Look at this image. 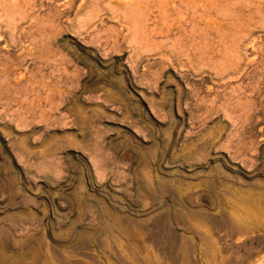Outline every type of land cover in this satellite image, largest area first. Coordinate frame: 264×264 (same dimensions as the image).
<instances>
[{
    "label": "rangeland",
    "instance_id": "obj_1",
    "mask_svg": "<svg viewBox=\"0 0 264 264\" xmlns=\"http://www.w3.org/2000/svg\"><path fill=\"white\" fill-rule=\"evenodd\" d=\"M60 1L17 0L10 8L0 1V8L7 7L0 9V75L6 81L3 86L4 80L0 82V264H50V257L56 258L53 252H65L73 260L80 245H86L88 259L99 257L100 250L108 251L114 264H144L149 259L145 250L149 244L182 246L178 256L182 254L193 264H223L224 257L233 264L245 255L255 257L256 242L264 240V17L259 12H264V0H252L251 5V0L237 4L231 0L230 15L226 12L231 20L227 22L220 15L216 17L209 6L197 13L194 22L184 13L185 20L178 18L187 23V29L180 23L181 30L173 26L167 31L168 21L164 24L163 19H157L153 10L148 17L153 20L150 26L147 21L141 29L144 31L139 32L134 31L140 27L134 5H147L146 0H109L106 6V0H92V4L91 0ZM127 4L132 10L128 11ZM94 7H101L98 14ZM18 11L26 12L23 16L28 20ZM89 11L90 15L95 11L90 24ZM16 13L19 16L15 20ZM9 14L15 15L12 18L17 23ZM77 21L78 25L85 24L78 26ZM103 21L111 29L106 28L110 32L105 29L108 33L100 32V36L94 28H105ZM42 22H46L43 27ZM24 26H32V31ZM151 26L157 28L156 33ZM198 27L204 33L198 32ZM11 28L16 32L7 30ZM39 30L42 37L35 32ZM28 31L31 38L26 35ZM90 31L93 34L87 35ZM96 34L101 39L105 36L104 41H97ZM133 36L137 37L135 42ZM138 38L154 49L148 51V45L139 43ZM9 40L13 45L7 44ZM177 40L180 45L175 44ZM222 40L226 52H222ZM219 47L221 51L216 50ZM211 57L215 58L208 60ZM222 58L226 64L220 61L219 65ZM25 66L37 70L27 75ZM40 69L47 70L46 75ZM238 71H244L243 76ZM241 80L243 86L238 87Z\"/></svg>",
    "mask_w": 264,
    "mask_h": 264
},
{
    "label": "bare ground",
    "instance_id": "obj_2",
    "mask_svg": "<svg viewBox=\"0 0 264 264\" xmlns=\"http://www.w3.org/2000/svg\"><path fill=\"white\" fill-rule=\"evenodd\" d=\"M0 1H1V0H0ZM45 1H46V0H45ZM61 1H62V0H61ZM61 1H60V2H61ZM78 1H79V0H78ZM88 1H89V0H88ZM96 1H97V0H96ZM96 1H95V2H96ZM108 1H109V0H106L105 2H107V3H106V4L104 3L105 5H104V4H103V5H104V6L108 5ZM138 1H139V0H138ZM146 1H147V2H146L147 5L143 4V5H145V6H143V5H141V4H135V5H134V6H135V10H138V11H135V10H134V13L137 12V13H136L137 22H138V24L140 25V27L137 26L136 29H135L134 27L132 28L133 30L135 29V30H134L135 32L144 31V30H141V29H144L143 27H144V25H147V23H146L147 21H149V22H148V25L150 26V22H152L153 20L150 21L148 17H149V15H150V13H152L153 10L156 11V12H154V11H153V12L155 13V17H157V19H158V18H159V19H163V22L165 21L164 24H166L167 21H168L169 24H167V31H169V30H170L169 28H172L173 26L177 27L178 30H181V29H180V28H181L180 23H181V24H183V23H182V22H179V18H183L182 15H184V13H185V18L189 15V19H188V20H191L192 22H194V20H195V16L197 15V13H198L199 11H202V13H203V11H206L205 8H206L207 6H209L210 10H212V12L215 13V16H216V17L220 15V16H222L221 18H222V19L224 18L223 20H225L226 22H227L228 20H231V19L229 18V16H228L229 13L227 12V11H229V8L232 7V5L230 6V4H231V0H146ZM236 1L239 2L240 0H235V4H237ZM248 1H249V0H248ZM251 1H252V0H251ZM261 1H263V0H261ZM23 2H24V1H23ZM37 2H38V1H37ZM43 2H44V1H43ZM62 2H63V1H62ZM91 2H92V0L90 1V3H91ZM97 2H98V1H97ZM139 2H140V1H139ZM139 2H138V3H139ZM232 2H233V1H232ZM241 2H242V0H241ZM241 2H240V3H241ZM243 2H244V1H243ZM245 2H246V1H245ZM245 2H244V3H245ZM2 3H3L4 5H6L7 7L9 6V8H10V7L15 6V5L17 4V0H2ZM2 3H1V4H2ZM25 3H26V5H27L28 2H25ZM54 3H55V2H54ZM72 3H73V2H72ZM76 3H77V2H76ZM88 3H89V2H88ZM102 3H103V2H102ZM135 3H136V2H135ZM140 3H141V2H140ZM142 3H143V2H142ZM240 3H239V4H240ZM252 3H254V1H252L251 3L249 2L250 5H251ZM262 3H263V2H262ZM21 4H22V3H21ZM23 4H24V3H23ZM29 4H30V3H29ZM29 4H28V5H29ZM44 4H45V2H44ZM51 4H52V2L50 3V5H51ZM61 4H62V3H61ZM81 4H84V3H81ZM85 4H87V2H85ZM91 4H92V3H91ZM19 5H20V4H19ZM28 5H27V6H28ZM46 5H47V3H46ZM50 5H49V6H50ZM95 5H96V4H95ZM111 5H112V4H111ZM111 5L109 4L108 9L110 8ZM132 5H133V4H132ZM261 5H264V3L261 4ZM20 6H21V5H20ZM27 6H25V7L27 8ZM37 6H38V5H37ZM37 6H36V8H33V9H37ZM51 6H53V5H51ZM61 6H62V5H61ZM61 6H60V7H61ZM71 6H72V5H71ZM93 6H94V5H93ZM97 6H98V5H97ZM121 6H122V5H121ZM125 6H126V5H125ZM125 6L123 5V7H125ZM233 6H234V4H233ZM242 6H245V5H242ZM2 7H3L4 9L7 8V7L5 8L4 6H2ZM2 7H1L0 9H2ZM32 7H33V6H32ZM41 7H42V6H40V8H41ZM57 7H58V6H57ZM72 7H73V8H76V7H74V5H73ZM80 7H81V6H80ZM85 7H86V6H85ZM87 7H88V6H87ZM129 7H130V6L127 4V7H126V8H129ZM30 8H31V6H30ZM38 8H39V7H38ZM48 8H49V7H48ZM65 8H66V7L64 6V9H65ZM88 8H89V7H88ZM98 8H99V9H97V8L94 7V9H97L95 14H98V13H99V10H100L101 7H98ZM105 8H106V7H105ZM105 8H103V9L105 10ZM132 8H133V7H132ZM239 8H240V7H239ZM245 8H246V7H245ZM257 8L259 9V7H257ZM257 8H256V9H257ZM11 9H12V8H11ZM13 9L15 10L14 7H13ZM19 9H20V7H19ZM21 9H22V8H21ZM31 9H32V8H31ZM57 9H58V8H57ZM70 9H72V8H70ZM76 9H77V8H76ZM84 9H85V8H84ZM91 9H92V8H91ZM103 9H102V10H103ZM108 9H107V10H108ZM130 9H131V7L129 8L128 11H130ZM207 9H208V8H207ZM234 9H235V8H234ZM2 10H3V9H2ZM22 10H23V9H22ZM46 10H48V9H46ZM46 10H45V11H46ZM77 10H78V9H77ZM85 10H87V9H85ZM102 10H101V11H102ZM110 10H111V8H110ZM110 10H109V11H110ZM115 10H116V9H115ZM124 10H125V9H124ZM124 10H123V12H128V11H126L127 9H126L125 11H124ZM131 10H132V9H131ZM243 10H245V9H243ZM243 10H242V12H243ZM261 10H264V9L262 8ZM10 11H11V10H10ZM29 11H30V9H29ZM53 11H55V10H54V7H53ZM60 11H61V9H60ZM68 11H69V10H68ZM68 11H67V12H68ZM73 11H74V10H73ZM105 11H106V10H105ZM109 11H107V12H109ZM234 11H235V10H234ZM245 11H246V10H245ZM251 11H252V10H251ZM257 11H258V10H257ZM2 12H3V11H2ZM34 12H35V11H34ZM50 12H52V9L50 10ZM84 12H85V11H84ZM84 12H83V13H84ZM94 12H95V11H94ZM94 12H93V15H95ZM116 12H117V10H116ZM209 12H211V11H209ZM226 12H227L228 14H227ZM229 12L231 13V10H230ZM237 12H238V9H237ZM247 12H250V11L247 10ZM259 12L261 13V16L263 15L262 17H264V14H263L264 12H263V13H262V11H259ZM14 13H15V12H14ZM14 13H12V14H14ZM19 13H20V12L18 11V14H19ZM25 13H26V12H24L23 14H25ZM35 13H36V12H35ZM48 13H49V11H47V14H46L45 12H44V14H43V15H45V14L47 15V16H46V19L49 17L48 15H49L50 13H49V14H48ZM54 13H56V11H55ZM68 13H69V12H68ZM79 13H80V11H79ZM81 13H82V12H81ZM103 13L105 14V12H103ZM131 13H132V12H131ZM232 13H233V10H232ZM240 13H241V12H240ZM245 13H246V12H245ZM245 13H243V14L245 15ZM253 13H257L258 15H260V13H258V12H256V11L253 12ZM2 14H3V13H2ZM2 14H1V11H0V18H1V16H2ZM10 14H11V12H10ZM10 14H9V15H10ZM18 14L16 13V16H17ZM23 14H19V15H20V17H22V18L24 17V18H25V16H23ZM75 14H76V13H75ZM85 14H86V13H85ZM101 14H102V13H101ZM118 14H120V13H118ZM200 14H201V13H199L198 15H199V17L202 18L203 16H202V15L200 16ZM210 14H211V13H210ZM235 14H237V13L235 12ZM243 14H242V15H243ZM247 14H248V13H247ZM251 14H252V12L249 13L250 16H251ZM19 15H18V16H19ZM21 15H22V16H21ZM40 15H42V14H40ZM43 15H42V16H43ZM53 15H54V14L52 13L51 16H53ZM57 15H59V14H57ZM79 15H80V14H79ZM82 15H83V14H82ZM89 15H90V11H89V13H87V19H88V16H89ZM91 15H92V13H91ZM91 15L89 16V17H90V20H88L89 24H90V21L92 20L91 17H93V15H92V16H91ZM102 15H103V14H102ZM133 15H134V14H133ZM229 15H230V14H229ZM231 15H232V14H231ZM237 15H238V14H237ZM258 15L256 16L257 18L259 17ZM10 16H11V18H12V17H15V15H13V16L10 15ZM18 16L15 17V20L18 18ZM55 16H56V15H54V17H55ZM74 16H75V15H74ZM80 16H81V15H80ZM109 16L112 17V15H109ZM109 16H108V18H109ZM114 16H115V15H114ZM123 16H124V15H123ZM123 16H122V17H123ZM125 16H127V15H125ZM128 16H129V15H128ZM128 16H127V18H128ZM151 16L153 17L152 14H151ZM213 16H214V15H213ZM239 16L241 17V14H240ZM246 16H247V15H246ZM250 16H249V19H248L249 22H251V20H250ZM261 16H260V17H261ZM28 17H29V14H28ZM28 17H27V18H28ZM34 17H35V16H34ZM34 17H32L31 20H33ZM36 17H38V15H37ZM39 17H40V16H39ZM43 17H44V16H43ZM43 17H41V18L44 19L45 17H44V18H43ZM54 17H53V20L55 19ZM56 17H57V16H56ZM63 17H65V14L63 15ZM63 17H62V18H63ZM102 17H103V16H102ZM105 17H106V16H105ZM118 17H119V16H118ZM118 17H116L115 20H116ZM122 17H121V18H122ZM133 17H134V16H133ZM136 17H135V18H136ZM178 17H179V18H178ZM232 17H234V16L232 15ZM232 17H231V18H232ZM3 18H5L4 15H3ZM30 18H31V17H30ZM51 18H52V17H51ZM185 18H183V20H185ZM197 18H198V17H197ZM213 18H215V17H213ZM228 18H229V19H228ZM242 18H244V20L246 19L245 17H242ZM247 18H248V17H247ZM5 19H6V18H5ZM9 19H10V18H9ZM12 19H13L12 22L17 23V22L14 20V18H12ZM25 19H26V18H25ZM25 19H23V21H24ZM35 19H36V18H35ZM35 19H34V20H35ZM73 19H74V18H72V20H73ZM75 19H76V18H75ZM84 19H85V17H84ZM84 19L81 20V21H85V20H87V19H85V20H84ZM93 19H94V18H93ZM96 19H98V18H95V20H96ZM111 19H112V18H111ZM129 19H130V18H129ZM151 19H153V18H151ZM154 19H155V18H154ZM208 19L210 20L209 17H208ZM211 19H212V17H211ZM237 19H238V17H237ZM260 19H261V18H260ZM260 19H257L256 22H258V20H259V22H261L262 20L260 21ZM10 20H11V19H10ZM21 20H22V19H21ZM26 20H28V19H26ZM31 20H30V22H32ZM36 20H37V19H36ZM49 20L51 21L50 18H49ZM49 20H48V21H49ZM67 20H69V19H67ZM76 20H77V19H76ZM76 20H75V21H76ZM112 20H114V19H112ZM125 20H127V19H125ZM132 20H133V19H132ZM135 20H136V19H135ZM186 20H187V19H186ZM197 20H198V19H197ZM200 20H201V19H200ZM205 20H206V19H205ZM233 20H235V19H233ZM238 20H239V19H238ZM238 20H237V21H238ZM241 20H242V19H241ZM244 20H243V21H244ZM246 20H247V19H246ZM17 21H18V23H19V20H17ZM56 21H57V23H59V16H58V20H57V18H56ZM64 21H65V20H64ZM78 21H79V19H78ZM78 21H77V25L79 24ZM99 21H101V20H99ZM104 21H106V20H104ZM104 21H103V23H102L103 26H104V24H105V25L108 24V23H107V24L104 23ZM118 21H119V19H118ZM121 21H122V19H121ZM210 21H212V20H210ZM221 21H222V20H221ZM263 21H264V19H263ZM263 21H262V22H263ZM3 22H4V21H3ZM9 22H11V21H9ZM24 22H25V21H24ZM46 22H47V20H46ZM46 22H42V23H43V24H42V27L46 24ZM61 22H62V21H61ZM70 22H72V21L70 20ZM101 22H102V21H101ZM126 22H127V21H126ZM135 22H136V21H135ZM135 22H133V24H134ZM185 22H186V21H185ZM208 22H209V21H208ZM233 22H234V21H233ZM239 22H240V21H239ZM249 22H246L245 25H246L247 23H249ZM253 22H254V24L256 23L255 20H254ZM253 22H252V23H253ZM4 23H5V22H4ZM4 23H3V24H4ZM27 23H28V22H27ZM32 23H33V22H32ZM50 23H51V22H50ZM53 23H54V21H53ZM66 23H67V22H66ZM82 23H84V22H82ZM82 23H81V24H82ZM96 23H97V22H96ZM114 23H115V22H114ZM118 23H119V22H118ZM121 23H122V22H121ZM154 23H155V22H154ZM231 23H232V22H231ZM235 23H236V22H235ZM237 23H238V22H237ZM241 23H242V22H241ZM1 24H2V23H1ZM29 24H30V23H29ZM37 24H38V21H37ZM37 24H36V29L34 28L35 30H38V28H37ZM39 24H40V23H39ZM39 24H38V25H39ZM48 24H49V23H48ZM72 24H73V23H72ZM81 24L78 25V26H81ZM84 24H85V23H84ZM102 24H101V25L99 24V25L102 26ZM116 24H117V23H116ZM123 24H125V23L123 22ZM151 24H153V23H151ZM186 24H187V23H186ZM186 24H185V25L183 24L184 27H183V26H182V27L185 28V27H186ZM256 24H258V23H256ZM262 24H264V23H262ZM20 25H21V24H20ZM20 25H19V26H20ZM22 25H23V24H22ZM25 25L27 26L28 24H25ZM59 25H60V24H59ZM61 25H63V22H62ZM64 25H67V24H64ZM75 25H76V24H75ZM77 25H76V26H77ZM99 25H98V26H99ZM109 25H110V24H109ZM136 25H137V24H136ZM141 25H143V26H141ZM188 25H189V24H188ZM195 25H196V24H195ZM199 25H200V24H199ZM207 25H208V24H207ZM232 25H233V24H232ZM232 25H231V26H232ZM240 25H241V24H240ZM259 25H260V24H259ZM47 26H49V25H47ZM72 26H73V25H71V27H72ZM86 26H87V25H84L82 28L84 29ZM92 26H93V25H92ZM95 26L98 27L97 25H95ZM116 26H117V25H115L114 28H115ZM118 26H119V25H118ZM126 26L128 27L129 25L126 24ZM162 26L165 27V25H163V24H162ZM162 26H161V27H162ZM189 26H190V25H189ZM192 26L195 27L194 24H193ZM196 26H197V25H196ZM202 26H203V25H202ZM202 26H201V27H202ZM229 26H230V25H229ZM262 26H263V25H262ZM8 27H10V26H8ZM8 27L6 26V28H8ZM15 27H16V25H15ZM15 27H14V29H15ZM29 27H30V29H31V30L29 29L30 32H31V31H32V28H31L32 26H28L27 28H29ZM38 27H41V26H38ZM45 27H46V26H45ZM51 27H52V25H51ZM104 27H105V28H102V30H103V29L105 30L106 28L111 29V26H109V27H108V26H107V27L104 26ZM121 27H123V26H121ZM129 27H130V26H129ZM152 27H153V28H152ZM164 27H163V28H164ZM201 27H198V28H200V29L198 30V32L201 31V29H202ZM250 27H252V26H250ZM2 28H3V26H2ZM21 28H22V27H21ZM23 28L25 29V26H24ZM27 28H26V29H27ZM73 28L75 29L76 27H73ZM92 28H93V27H91V28H89V29H92ZM112 28H113V27H112ZM116 28H117V27H116ZM119 28H120V27H118V29H119ZM125 28H126V27H125ZM150 28L153 30V29H155V26H151ZM234 28H235V27H234ZM252 28H253V27H252ZM14 29L11 28V29H7V30H8V31H9V30H12V31L16 32ZM24 29H23V30H24ZM26 29H25V30H26ZM56 29H57V28H56ZM69 29H71V28H69ZM80 29H81V27H80ZM80 29H79V32H80ZM97 29H98V28H96V29L94 28V32H97V33H98V31H99V33H98L99 35H100V32H103L104 35H106V33L110 32L108 29H106V30H108V32H107L106 30H105V31H102L101 28H100V30H99V29L97 30ZM151 29H150V30H151ZM185 29H187V28H185ZM194 29H195V28H194ZM7 30H6V31H7ZM20 30H22V29H20ZM23 30H22V31H23ZM48 30H49V27H48ZM57 30H58V29H57ZM71 30H72V29H71ZM92 30H93V29H92ZM95 30H97V31H95ZM121 30H122V29H121ZM128 30H129V28H128ZM133 30L130 29L129 31L131 32V31H133ZM161 30H162V29H161ZM161 30H160V31H161ZM163 30H166V29H163ZM174 30H175V28H174ZM176 30H177V29H176ZM176 30H175V32H176ZM190 30H191V28H190ZM190 30H189V31H190ZM195 30H196V29H195ZM195 30H194V31L192 30V32L194 33ZM202 30H203V29H202ZM205 30H206V29H205ZM235 30H236V29H235ZM245 30L248 32L247 29H245ZM260 30H261V29H260ZM44 31H45V30H44ZM46 31H47V29H46ZM75 31H76V29H75ZM77 31H78V29H77ZM83 31H84V30H83ZM112 31H113V29H112ZM114 31H115V30H114ZM117 31H118V30L116 29L115 32H117ZM125 31H126V30H125ZM129 31H128V34H129ZM154 31H155V33H156V32H157V28H156ZM158 31H159V30H158ZM186 31H187V30H186ZM186 31H185V32H186ZM203 31H204V30H203ZM203 31H201V32H203ZM208 31H209V30H207V32H208ZM210 31H211V30H210ZM216 31H219V30H216ZM241 31H242V30H241ZM9 32H10V31H9ZM9 32H8V33H9ZM14 32H13V33H14ZM18 32H19V29H18ZM20 32H21V31H20ZM24 32H25V31H24ZM30 32L28 31V33H27L26 35L29 36V33H30ZM35 32H36V34L38 33L37 35H39V36L41 35L40 37H42V32H43V31L40 32V30H39L38 32H37V31H35ZM86 32H87V31H86ZM92 32H93V31H92ZM92 32L90 31V33H88L87 35L93 34ZM105 32H106V33H105ZM192 32H191V33H192ZM205 32H206V31H205ZM211 32H212V31H211ZM220 32H221V31H220ZM224 32H226V31L224 30ZM227 32L229 33L228 30H227ZM227 32H226V33H227ZM4 33H5V32H4ZM21 33H22V32H21ZM44 33H46V32H44ZM51 33H52V32H51ZM75 33H76V32H75ZM80 33H81V32H80ZM80 33H78V34H80ZM112 33H113V32H112ZM112 33H111V34H112ZM153 33H154V32H153ZM155 33H154V35H155ZM186 33L189 34L188 31H187ZM203 33H204V32H203ZM208 33H209V32H208ZM208 33H207V34L199 33V34H200V35L202 34V35L207 36ZM214 33H215V32H214ZM228 33H227V34H228ZM261 33H262V32H261ZM11 34H12V33H11ZM17 34H20V33H17ZM32 34H33V33H32ZM49 34H50V33H49ZM81 34H82V33H81ZM83 34H84V33H83ZM83 34H82V35H83ZM94 34H95V33H94ZM98 34H96L95 36H97ZM101 34H102V33H101ZM111 34H110V35H111ZM121 34H122V33H121ZM131 34H133V32H132ZM139 34H140V33H138V35H139ZM142 34H143V33H142ZM142 34H140V35L142 36ZM165 34H166V33H165ZM175 34H176V33H175ZM195 34H196V32H195ZM212 34H213V33H212ZM212 34H211V36H213ZM230 34H231V33H230ZM238 34H239V32H238ZM247 34H248V33H247ZM247 34H246V35H247ZM14 35H15V34H14ZM22 35H24V34L22 33ZM34 35H35V34H34ZM84 35H86V34H84ZM99 35H98V36H99ZM110 35L108 34L107 36L109 37ZM134 35H135V34H134ZM144 35L148 36L147 33L144 34ZM159 35H161V34H159ZM159 35H158V36H159ZM162 35L164 36L163 33H162ZM171 35H172V34H171ZM196 35L199 36L198 34H196ZM215 35H216V34H215ZM223 35H224V33H223ZM232 35H234V34H233V31H232ZM240 35H241V34H240ZM2 36H3V35H1V37H2ZM17 36H19L20 39L22 38V37H20V35H17ZM24 36H25V35H24ZM24 36H23V37H24ZM28 36H27V37H28ZM35 36H36V35H35ZM45 36H46V35H45ZM47 36H49V35L47 34ZM52 36H53V34H51V37H52ZM91 36H92V35H91ZM91 36H90V37H91ZM98 36L95 37V39H97ZM100 36H101V35H100ZM100 36H99V38L97 39V41H98L99 39H101ZM113 36H114V33H113ZM113 36L111 35L110 38L113 37ZM117 36H118V35H117ZM127 36H128V35H127ZM127 36H126V37H127ZM155 36H156V35H155ZM158 36H156V37L158 38ZM167 36H169V34L166 35V38H167ZM179 36H181V35L179 34ZM188 36H189V35H188ZM188 36L186 35V38H187ZM6 37L10 38V35L8 34V36H6ZM11 37H13V34L11 35ZM29 37L31 38V35H30ZM32 37H34V36H32ZM36 37H38V36H36ZM36 37H34V38H36ZM84 37H85V36H84ZM84 37H83V39H84ZM120 37H121V36H120ZM152 37H153V36H152ZM159 37H160V36H159ZM164 37H165V36H164ZM164 37H162V40H164V39H163ZM194 37H195V36H193V38H194ZM217 37H218V36H216V38H217ZM219 37H220V35H219ZM222 37H223V36H221L219 40H221ZM225 37H226V36H225ZM229 37H231V36H229ZM229 37H228L227 39H229ZM232 37H233V36H232ZM235 37H236V36H235ZM235 37H234V41H235ZM238 37H239V35H238ZM259 37L261 38L260 33H259ZM17 38H18V37H17ZM17 38H16V39H17ZM19 38H18V39H19ZM30 38H27V39L30 40ZM48 38H49V37H48ZM87 38H88V37H87ZM93 38H94V37H92V39H93ZM106 38H107V37H106ZM113 38H114V37H113ZM128 38H129V37H128ZM136 38H137V37H136ZM136 38H135V39H136ZM144 38H146L145 40H147V37L144 36ZM166 38H165V39H166ZM170 38H171V36H170ZM175 38H176V37H175ZM216 38H215V39H216ZM263 38H264V37H263ZM4 39H5V38H4ZM14 39H15V37H14ZM22 39H24V38H22ZM37 39H38V38H37ZM83 39H81V41H83ZM85 39H86V38H85ZM104 39H105V36H104L101 40L104 41ZM107 39H108V38H107ZM114 39H115V38H114ZM118 39L120 40V38H118ZM124 39L126 40L127 38H124ZM133 39H134V36H133ZM133 39L130 38L129 42H130V41L132 42ZM135 39L133 40V42H135ZM138 39H139V43H140V41H142L143 38H142V39L138 38ZM195 39H197V38H195ZM198 39H200V38L198 37ZM211 39H212V37L210 38V40H211ZM217 39H218V38H217ZM253 39L256 40V37L253 38ZM257 39H258V38H257ZM1 40H2V39H1ZM38 40H39V39H38ZM88 40H89V38H88ZM90 40H91V39H90ZM119 40H117V41H119ZM145 40L141 42V44L143 43L142 45H144ZM151 40H153V41H157L156 38H155V40L151 38ZM170 40H172V39H170ZM182 40H183V38H182ZM186 40H187V39H186ZM189 40H190V39H189ZM200 40H201V39H200ZM240 40H242V38H241ZM5 41H6V40H5ZM9 41H11V40H9ZM24 41H25V40H24ZM26 41H27V43H28V42H30L31 40H30V41L26 40ZM26 41H25V42H26ZM34 41H36V40H33L31 43H34ZM40 41H41V39H40ZM91 41H92V40H91ZM91 41H90V42H91ZM93 41H94V40H93ZM109 41H110V40H109ZM109 41H107V42H109ZM136 41L138 42V40H136ZM173 41H174V40H173ZM178 41L181 42L180 40H177L175 44H179ZM224 41H225V40H224ZM234 41H233V44H234ZM250 41H253V40L251 39ZM256 41H257V40H256ZM259 41H260V40H259ZM262 41H264V39H263ZM1 42H2V41H1ZM3 42H4V41H3ZM3 42H2V43H3ZM6 42H7V41H6ZM18 42H19V41H18ZM22 42H23V40H22ZM41 42H42V41H41ZM49 42H50V40H49ZM84 42H86V41L84 40L83 43H84ZM87 42H88V41H87ZM95 42H96V41H95ZM105 42H106V40H105ZM105 42H103V43L105 44ZM110 42H111V41H110ZM114 42H115V41H114ZM137 42H136V43H137ZM161 42H162V41H161ZM163 42H164V41H163ZM174 42H175V41H174ZM177 42H178V43H177ZM183 42H184V41H183ZM185 42H186V41H185ZM192 42H193V40H192ZM197 42H198V41H197ZM200 42H201V41H200ZM204 42H205V41H204ZM220 42L222 43L223 40L220 41ZM241 42H242V41H241ZM2 43H1V45H2ZM10 43L12 44V41H11V42H8L7 44H10ZM14 43H15V41H14ZM38 43H39V42H38ZM45 43H46V42H45ZM88 43H89V42H88ZM93 43H94V42H93ZM98 43L101 44L100 41H99ZM103 43H102V44H103ZM117 43H118V42H117ZM120 43H121V42L119 41V44H117L116 46H119ZM124 43H125V41H124ZM157 43H160V42L158 41ZM169 43H170V42H169ZM188 43H189V41H188ZM221 43H219V44H221ZM254 43H257V42H254ZM16 44H17V43H16ZM19 44H20V43H19ZM86 44H87V43H86ZM95 44H96V43H95ZM111 44H112V43H111ZM141 44H140V45H141ZM150 44H152V43L150 42ZM173 44H174V43L172 42V45H173ZM182 44H183V43H182ZM214 44H215V43H214ZM236 44H237V41H236ZM12 45H13V44H12ZM26 45H27V44H26ZM35 45H36V44H35ZM43 45H44V41H43ZM97 45H98V44H97ZM113 45H114V44H113ZM142 45H141V46H142ZM147 45H148V44H145L144 46H147ZM155 45H156V44H155ZM160 45H161V44H160ZM172 45H171V46L169 45V46H170V50H171V47L173 48ZM179 45H180V44H179ZM184 45H185V44H184ZM200 45H201V44H200ZM200 45H199V48L201 47ZM222 45L225 46L224 42L221 44V46H222ZM226 45H227V43H226ZM18 46H19V45H17V47H18ZM24 46H25V45H24ZM39 46H42V45L39 44ZM48 46H49V44H48ZM104 46H105V45H104ZM106 46H108V44H107ZM106 46H105V47H106ZM116 46H115V48H116ZM141 46H140V49L142 48ZM144 46H143V47H144ZM151 46H153V45H151ZM163 46H164V45H163ZM163 46H162V47H163ZM169 46H168V47H169ZM174 46H175V45H174ZM177 46H178V45H177ZM190 46H191V43H190ZM193 46H194V48H196V47H195L196 45H193ZM214 46H216V44H215ZM224 46H222V48H223ZM227 46H228V45H227ZM229 46H230V44H229ZM236 46H237V45H236ZM17 47H16V48H17ZM20 47H21V46H20ZM20 47H19V48H20ZM22 47H23V46H22ZM98 47H99V46H97V48H98ZM109 47H110V46H109ZM135 47H136L135 49L137 50V49H138V48H137V47H138L137 44L135 45ZM148 47H149V50L147 49L148 51H151V50L154 49V48L151 49L149 45H148ZM178 47H179V46H178ZM202 47H203V49H204V51H205V47H206V45H204V46H202ZM243 47H245V46H243ZM258 47H259V46H258ZM10 48H11V47H10ZM14 48H15V47H14ZM101 48H102V45H101ZM103 48H104V47H103ZM107 48H108V47H106V49H107ZM146 48H147V47H146ZM156 48H157V47H156ZM165 48H166V47H165ZM179 48H181V47H179ZM191 48H192V47H191ZM194 48H192V49H194ZM208 48H209V47H208ZM235 48H236V47H235ZM247 48H249V47H247ZM255 48H256V47L254 46V47H253V50H254ZM104 49H105V48H104ZM113 49H114V48H113ZM133 49H134V47H133ZM166 49H167V48H166ZM196 49H197V48H196ZM196 49H194V52H195ZM203 49H202V50H203ZM233 49H234V48H233ZM233 49H230V50L232 51ZM18 50H19V49H18ZM32 50H33V49H32ZM35 50H38V49L35 48ZM102 50H103V49H102ZM216 50L221 51V50H220V47H219L218 49H216ZM216 50H215V51H216ZM222 50H225V47H224ZM226 50H227V49H226ZM226 50H225V51H222V52H226ZM235 50H236V49H235ZM247 50H251V51H248V52H252V49H247ZM247 50H245V51H247ZM45 51L47 52V50H45ZM103 51H104V50H103ZM108 51H109V49H108ZM111 51H112V50H111ZM174 51H175V48H174ZM183 51H184V50H182V51H180V52L183 53ZM208 51H209V50H208ZM219 51H218V53H219ZM145 52H146V51H145ZM164 52H165V51H164ZM170 52H171V51H170ZM187 52H189V51H187ZM196 52H197V51H196ZM222 52H220V53H222ZM228 52H230L229 49H228ZM228 52H227V54H229ZM253 52H254V51H253ZM22 53H23V52H22ZM54 53H55V52H54ZM104 53H105V52H104ZM171 53H172V52H171ZM204 53H205V52H204ZM204 53L201 52V55H202V54L204 55ZM39 54H40V53H39ZM39 54H37V55H39ZM51 54H52V53H51ZM130 54H131V53H130ZM205 54H207V53H205ZM210 54H211V53H210ZM227 54H226V56H227ZM230 54H231V52H230ZM233 54H234V53H233ZM233 54H232V55H233ZM252 54H254V53H252ZM1 55H3V54H1ZM23 55H25V54L23 53ZM35 55H36V54H35ZM54 55H55V54H54ZM171 55H172V54H171ZM224 55H225V53H224ZM232 55H231V57L233 58ZM237 55H238V54H237ZM246 55H247V53H246ZM249 55H251V54H249ZM249 55H247V56H249ZM27 56H28V55H27ZM29 56H30V55H29ZM29 56H28V57H29ZM40 56H41V55H40ZM40 56H39V57H40ZM42 56H44V55H42ZM42 56H41V57H42ZM180 56H181V55H180ZM180 56H179V57H180ZM182 56H183V54H182ZM182 56H181V57H182ZM198 56H200V55H198ZM204 56H205V55H204ZM204 56H203V57H204ZM213 56H214V55H213ZM216 56H217V55H216ZM221 56H222V55H221ZM226 56H225V57H226ZM263 56H264V54H263ZM9 57H11V56H8V58H9ZM17 57H18V56H17ZM39 57H38V58H39ZM168 57H169V56H168ZM183 57H187V58H188V54H187V56H183ZM249 57H250V56H249ZM249 57H248V58H249ZM261 57H262V56H260V58H261ZM6 58H7V57H6ZM15 58H16V57H15ZM20 58H21V56H20ZM20 58L18 59V62L21 60ZM36 58H37V57H36ZM38 58H37V59H38ZM159 58H160V57H159ZM189 58H190V56H189ZM212 58H215V57H211L210 59H208V58H207V59H208V60H211ZM226 58H228V57H226ZM236 58H237L236 60H238V59L240 58V55H239V57L237 56ZM246 58H247V57H246ZM263 58H264V57H263ZM2 59H3V58H2ZM9 59H12V58H9ZM13 59H14V58H13ZM29 59H30V58H29ZM41 59H42V58H41ZM43 59H44V58H43ZM45 59H46V58H45ZM59 59H62L60 55H59ZM59 59H57L56 61H58ZM167 59H168V58H167ZM185 59H186V58H185ZM203 59H204V58H203ZM223 59H224V58H222V60H219V59H218V60H219V65H220V61L223 62ZM256 59H257V58H256ZM24 60H27V58H26V59L24 58ZM63 60H64V59H62V61H63ZM169 60H170V58H169ZM182 60H183V59H182ZM186 60H188V59H186ZM199 60H200V59H199ZM204 60H206V58H205ZM204 60H203V61H204ZM215 60H217V59H215ZM241 60H243V59H241ZM261 60H262V59H261ZM11 61H12V60H11ZM49 61H50V60H49ZM62 61H60V62H62ZM66 61H69V60H66ZM239 61H240V60H238V62H239ZM5 62H6V61H5ZM13 62H14V61H13ZM24 62H25V61H24ZM33 62H34V61H33ZM38 62H41V61H38ZM50 62H51V61H50ZM58 62H59V61H58ZM58 62H57V63H58ZM69 62H70V61H69ZM208 62H209V61H208ZM212 62H213V61H212ZM217 62H218V61H216L215 63H217ZM227 62H228V61H227ZM253 62H254V61H253ZM253 62H252V63H253ZM9 63H10V61L8 62V64H9ZM14 63H15V62H14ZM16 63H17V62H16ZM19 63H20V62H19ZM22 63H23V61H22ZM25 63H26V62H25ZM41 63H42V62H41ZM52 63H53V62H52ZM164 63H165V62H164ZM170 63H171V62H170ZM181 63H182V62H181ZM198 63H199V62H198ZM252 63H250V66H251ZM257 63H258V62H257ZM257 63H256V64H257ZM3 64H4V63H3ZM3 64H2V66H3ZM29 64H30V63H29ZM36 64H37V63H36ZM54 64H55V63H54ZM60 64H61V63H60ZM62 64H66V63H63V62H62ZM183 64H184V63H183ZM190 64H191V63H190ZM217 64H218V63H217ZM221 64H226V63L223 62V63H221ZM236 64H237V63H236ZM6 65H7V64H6ZM33 65H35V63H34ZM39 65H40V63L37 64V67H38ZM43 65H44V64H43ZM46 65H49V64L47 63ZM55 65H56V64H55ZM188 65H189V64H188ZM191 65H192V64H191ZM201 65H202V64H201ZM210 65H211V63H210ZM219 65H218V66H219ZM247 65L249 66V64H247ZM261 65H262V64H261ZM2 66H1V67H2ZM15 66H16V65H15ZM15 66H14V67H15ZM26 66H28V65H26ZM26 66H25V67H26ZM29 66H30V65H29ZM40 66H41V65H40ZM57 66H61V67H63V68L66 67V66L64 67V66L59 65V64H58ZM180 66H181V65H180ZM207 66H208V65H207ZM213 66H214V65H213ZM216 66H217V65H216ZM233 66H234V65H233ZM250 66H249V67H250ZM252 66H254V65H252ZM252 66H251V67H252ZM255 66H256V65H255ZM8 67H10V66H8ZM35 67H36V66H35ZM37 67H36V69H34L33 66H32L33 70H31V71H30L29 67H26V68H25V69H26L25 72H27V75H29V74H32V75H33L34 71L37 70ZM48 67H49V66H48ZM172 67H174V66H172ZM205 67H206V66H205ZM210 67H211V66H210ZM221 67H222V66H221ZM251 67H250V68H251ZM256 67H257V66H256ZM27 68H28V70L30 71V73H28L29 71L27 70ZM38 68H41V67H38ZM43 68H44V67H43ZM43 68H42V69H43ZM191 68H192V67H191ZM199 68H200V67H199ZM199 68H198V69H199ZM214 68H215V67H214ZM225 68H226V67H225ZM225 68H224V69H225ZM230 68H231V67H230ZM257 68H258V67H257ZM18 69H19V68H18ZM45 69H47V67H45ZM45 69H44V71L47 73V70H48V69H47V70H45ZM245 69H246V67H245ZM259 69H260V68H259ZM6 70H7V69H6ZM8 70H9V69H8ZM13 70H16V68L14 69V68L12 67V70H11V71L13 72ZM40 70H41V69H40ZM227 70H228V69H227ZM256 70H257V69H256ZM260 70H261V69H260ZM0 71H1V69H0ZM2 71H3V70H2ZM11 71H9V73H10ZM41 71H43V70H41ZM44 71H43V73H44V75H46V73H45ZM196 71H197V70H196ZM212 71H213V70H212ZM215 71H217V70H215ZM223 71H224V70H222V72H223ZM244 71H245V70H244ZM244 71H243V72L238 71V72H239L240 74H242V73H244ZM249 71H250V69H249ZM251 71H252V69H251ZM258 71H259V70H258ZM31 72H33V73H31ZM38 72H39V70H38ZM38 72H37V73H38ZM200 72H201V71H200ZM222 72H221V73H222ZM231 72H232V70H231ZM253 72H254V71H253ZM253 72H252V73H253ZM262 72H263V71H262ZM6 73L8 74V71H7ZM13 73H15V72H13ZM35 73H36V72H35ZM37 73H36V74H37ZM39 73L43 75L42 72H39ZM236 73H237V71H236ZM239 73L236 74V75H239ZM247 73H248V71H247ZM250 73H251V72H250ZM3 74H4V73H3ZM11 74H12V73H11ZM40 74L38 75L39 77H38V76H37V77H38L39 79H42V78H40ZM180 74H181V73H180ZM226 74H227V73H226ZM231 74H232V73H231ZM248 74H249V73H248ZM255 74H256V73H255ZM18 75H19V74H18ZM34 75H35V74H34ZM48 75H50V73L47 74V76H48ZM250 75H251V74H250ZM250 75H249V79L251 78ZM253 75H254V74H253ZM259 75H260V73H259ZM259 75H257V76H259ZM262 75H264V74H262ZM3 76H4V75H3ZM3 76H2V77H3ZM12 76H13V75H12ZM214 76H215V75H214ZM242 76H243V74H242ZM254 76H255V75H254ZM257 76H256V77H257ZM260 76H261V75H260ZM260 76H259V78H260ZM0 77H1V75H0ZM2 77H1V79H0V82L4 80V79L2 80ZM4 77H5V76H4ZM4 77H3V78H4ZM10 77H11V76H10ZM32 77H33V76H32ZM233 77L235 78L234 75H233ZM239 77H240V76H239ZM11 78H13V77H11ZM27 78H28V77H27ZM48 78H50V77H47L45 80H48ZM198 78H199V77H198ZM228 78H229V77H228ZM234 78H233V79H234ZM237 78H238V77H237ZM244 78H246V76H245ZM253 78H254V77H253ZM257 78H258V77H257ZM13 79H14V78H13ZM230 79H231V78H230ZM233 79H232V80H233ZM249 79H247V81H248ZM262 79H264V78H262ZM23 80H24V79H22V81H23ZM237 80H239V79H237ZM245 80H246V79H245ZM250 80H252V79H250ZM250 80H249V81H250ZM7 81H8V80H7ZM42 81H44V80H42ZM224 81H227V80H224ZM229 81H230V80L228 79V82H229ZM234 81H235V80H234ZM255 81H256V80H255ZM261 81H262V80H261ZM5 82H6L5 80H4V82H1L2 86L4 85ZM24 82H25V81H24ZM33 82H34V81H33ZM243 82H244V81H243ZM250 82H251V81H250ZM250 82H249V83H250ZM257 82H258V81H257ZM14 83H15V82H14ZM22 83H23V82H22ZM29 83H30V82H29ZM36 83H37V82L33 83L34 86H35ZM229 83H230V82H229ZM237 83H238V82H237ZM240 83H241L242 85H241V84H238V87H239V85H240V86H243L242 80H241ZM245 83H246V82H245ZM249 83H248L247 85H249ZM263 83H264V82H263ZM11 84H12V83H11ZM24 84H25V83H24ZM24 84H22V85H24ZM27 84H28V83H27ZM218 84H219V83H218ZM220 84H221V82H220ZM227 84H228V83H227ZM261 84H262V83H261ZM14 85H16V84H14ZM14 85H13V86H14ZM17 85H18V84H17ZM244 85H245V84H244ZM247 85H245V86L247 87ZM257 85H258V84L255 83V86H256V87H257ZM262 85H263V84H262ZM2 86H1V87H2ZM11 86H12V85H11ZM18 86H20V85H18ZM28 86H30V85L28 84ZM34 86L32 87V89H33V88L35 89L36 86H35V87H34ZM230 86H233V85H230ZM260 86H261V85H260ZM260 86L258 85V88H259ZM263 86H264V85H263ZM263 86H262V87H263ZM9 87H10V86H9ZM21 87H22V86H21ZM41 87H42V86H40L39 88H41ZM220 87H221V86H220ZM234 87H235V86H234ZM246 87H245V88H246ZM250 87H252V86H250ZM253 87H254V86H253ZM30 88H31V87H30ZM39 88H38V89H39ZM236 88H237V86H236ZM236 88H235V89H236ZM260 88H261V87H260ZM22 89H23V88H22ZM24 89H26V88H24ZM41 89H42V88H41ZM233 89H234V88H233ZM233 89H231L230 92H231V91H234ZM247 89H249V88H247ZM261 89H262V88H261ZM12 90H13V89H12ZM39 90H40V89H39ZM240 90H242V88H241ZM28 91H29V90H28ZM28 91H27V92H28ZM37 91H38V90H37ZM243 91H244V90H243ZM249 91H250V90H249ZM258 92H259V91H258ZM262 92H263V90H262ZM44 93H45V92H44ZM49 93H50V90H49ZM49 93H48V94H49ZM220 93H221V92H220ZM246 93H248V92L246 91ZM222 94H223V93H222ZM222 94H221V95H222ZM224 94H225V93H224ZM224 94H223L222 96H224ZM232 94H233V93H232ZM234 94H237V93H234ZM251 94H252V93H251ZM257 94H258V93H257ZM49 95H50V94H49ZM226 95H227V94H226ZM228 95H229V94H228ZM228 95H227V96H228ZM46 96H47V94H46ZM217 96H219V93H218ZM238 96H239V95H238ZM255 96H256V95H255ZM258 96H259V95H258ZM224 97H226V96H224ZM228 97H229V96H228ZM47 98H48V96H47ZM213 98H214V97H213ZM254 98H255V97H254ZM28 99H29V98H28ZM219 99H220V98H219ZM222 99H223V98H222ZM224 99H225V98H224ZM245 99H246V98H245ZM45 100H46V99H45ZM208 100H209V99H208ZM214 100H215V99H214ZM214 100H213V101H214ZM227 101H228V100H227ZM248 101H249V100H248ZM201 102H202V101H201ZM209 102H210V101H209ZM225 102H226V101H225ZM251 102H252V101H251ZM196 103H198V102H196ZM205 103H206V102H205ZM216 103H217V101H216ZM208 104H209V103H208ZM245 104H247V102H246ZM197 105H198V104H197ZM213 105H215V104H212V103H211L210 106H213ZM250 106H251V105H249L248 107L250 108ZM248 107H245V108L248 109ZM251 107H252V106H251ZM211 109H212V108H211ZM252 110H253V109H252ZM243 111L245 112L244 109H243ZM206 113H207V112H206ZM244 114H245V113H244ZM244 116H246V115H244ZM236 119H237V118H236ZM243 125H244V124H243Z\"/></svg>",
    "mask_w": 264,
    "mask_h": 264
},
{
    "label": "crops",
    "instance_id": "obj_3",
    "mask_svg": "<svg viewBox=\"0 0 264 264\" xmlns=\"http://www.w3.org/2000/svg\"><path fill=\"white\" fill-rule=\"evenodd\" d=\"M145 250L148 251L149 259L148 261L145 259L144 264H147V262L148 264H193V260H184L182 254L180 257L178 256L177 252H182V246L177 244L171 246L166 244H156L153 247L149 244L145 247ZM168 250L171 252L170 255L166 253ZM97 253L99 257L88 259L86 245H80L76 259L72 260L70 256L66 257L65 252L61 254H55V252H53L52 256H56V258L50 257V264H114L111 262L113 260L108 257V251L100 250ZM249 258L245 255L244 259H240L238 263L233 262V264H264V240H258L256 242L255 257L251 259ZM223 264H232V262L224 257Z\"/></svg>",
    "mask_w": 264,
    "mask_h": 264
}]
</instances>
